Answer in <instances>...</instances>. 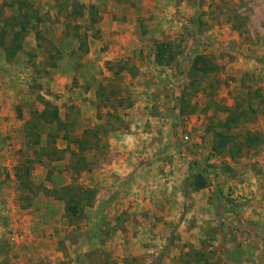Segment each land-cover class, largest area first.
<instances>
[{"label":"rangeland","instance_id":"rangeland-1","mask_svg":"<svg viewBox=\"0 0 264 264\" xmlns=\"http://www.w3.org/2000/svg\"><path fill=\"white\" fill-rule=\"evenodd\" d=\"M18 1L0 0V30L17 16ZM26 1L41 17L47 53L36 48L33 32L12 58L0 46V264H264V236H243L255 228L241 214L256 197L264 202V0ZM71 1L84 6L82 17L67 19ZM76 32L87 35L88 50L95 42L100 54L111 48V60L93 67L100 81L88 107L82 91L91 86L79 89L76 79L88 52L77 49ZM4 42L12 45L9 31ZM162 43L175 53L168 66L154 61ZM56 49L60 58L48 69L46 54ZM197 56L214 71L193 72ZM43 100L60 110L61 126L34 119ZM230 114L231 128L219 127ZM220 132L235 141L259 134L262 144L232 158L231 143L221 153L214 149ZM119 156L117 167L161 156L164 189L178 183L185 201L199 195L192 223L184 204L183 229L169 224L171 234L157 235L165 210L150 196L139 201L155 202L152 209L132 216L121 208L129 202L124 197L108 210L94 208L98 179ZM198 174L202 189L193 185ZM67 206L75 211L67 214Z\"/></svg>","mask_w":264,"mask_h":264},{"label":"crops","instance_id":"crops-1","mask_svg":"<svg viewBox=\"0 0 264 264\" xmlns=\"http://www.w3.org/2000/svg\"><path fill=\"white\" fill-rule=\"evenodd\" d=\"M101 36H102L103 42H105V45H107L106 41L104 40L105 37L103 35ZM98 45H102V44L100 43L98 44V42H95V44L89 45L90 47H89L88 53L85 55L86 57L83 58L85 63H82L81 69L76 71V79L78 80L79 78V81H80L79 86H81L79 87V89H82V88L86 89L91 86L89 90L86 91V93L82 91V98L83 99L87 98V101L84 102L83 105L87 107L88 105L93 106V102L95 98V86H96V83L100 81L99 80L100 72H93V67L94 66L97 67V65H99L101 68H103L102 64L105 61H110L112 58L111 52H110L111 48H109L110 50L108 52H104L103 54H100ZM105 74L106 73L104 72V75ZM69 77L72 81V76H69ZM90 77L92 81L89 84L85 82H81L82 80H89ZM63 79L65 80L66 78H63ZM62 80L60 78L59 81H62ZM73 92L75 93L74 96L77 95V92L75 91ZM48 100L52 101L53 99H48ZM54 103L59 108V103L57 102H54ZM57 110H58V115L61 121L62 116H61L60 110L59 109ZM22 128H23V125H21V129ZM172 141H173V138L168 136L166 143L170 144L172 143ZM159 145L163 146V144L161 143ZM144 156H146V153L143 155V157ZM159 157L161 156H155V158H152V157L149 158V160H151L149 165L147 163L136 164L137 162H131V159H130V161H127L126 163H123L122 165H118L119 167H117V163L120 159V156H119L117 160H114L113 167L111 168V170H108L105 175H102L98 179L100 181L98 182V186H101V187H100V193L95 202L94 208L108 210L109 208H112V205H113L112 201L114 198L115 200H118L119 198L124 197L125 200L129 199V202H127L128 201L127 200L126 205L122 206L121 208L125 210L127 209L129 214L132 216L135 213L137 214L138 213L137 211H141L144 209L147 210L148 208L152 209V206H154L155 202L163 203V208L165 210V213L164 214L159 213L160 216H162L163 218L159 223H157L156 225L157 229L155 233L157 235L167 236L168 234H171L172 232L169 231L170 229H168L165 225L171 224L173 226H178L177 228L179 230L183 229V226L181 225V223H179V220H180L179 218L181 216L179 215V211H180L179 208L180 206H183L184 204H186V205H189V208L187 207V214L185 216V220L192 223L191 220H189L192 214L195 211H200V209L196 205L197 203L196 198L199 197V195L194 194L191 196L190 199H187V201H185L183 194H181V191L178 187V183L175 185L176 188L174 190L164 189V186L160 183L158 178L160 177V175L167 172L168 167L165 162H161L160 163L161 168H159V163L156 162V160ZM144 160H146V158H144L143 161ZM148 166H150V168H146ZM160 169H163V173L162 172L159 173ZM155 170H158V171H155ZM176 175L178 176V174L175 173V176ZM180 178L183 179L184 175L180 176ZM153 182L155 183V186L151 185ZM252 189L253 191H255L254 190L255 188L251 186V190ZM164 190H167V192H169L170 194H173V196L167 197L166 194L164 193ZM160 192H163L164 196L160 197V194H161ZM149 196H150V199H155V202H152L151 200H146L144 202L139 201V198H145V197L148 198ZM259 198H260L259 196L256 197L255 199L256 205L253 208L244 207L242 209V213H241L242 218L246 219V221H244V224L247 226L251 225L253 226V228H255V230H253V232L251 233L250 229H247L249 227H247L245 229L247 230V232L246 234H243V236H264V202L261 203V200ZM130 199L139 203L141 207H137V205L133 203L132 201H130ZM54 204L55 206L58 205V203H54ZM109 204H111V206ZM251 204H255V203H251ZM158 205L160 206L161 204H158ZM56 214H57L56 212L53 214V212L51 211V213H49V216L54 217ZM147 214H149V212ZM149 215L152 216L153 213L151 212ZM54 218L59 219L58 217H54ZM154 222L155 220L153 219V223ZM143 224L145 223H141L140 225H143ZM136 226L137 227L135 228L138 229L139 223ZM258 232L260 233L259 235H258ZM255 233H257V235H255ZM137 236H141V234Z\"/></svg>","mask_w":264,"mask_h":264},{"label":"trees","instance_id":"trees-1","mask_svg":"<svg viewBox=\"0 0 264 264\" xmlns=\"http://www.w3.org/2000/svg\"><path fill=\"white\" fill-rule=\"evenodd\" d=\"M72 2L73 6V12L67 14V19H75L72 16L82 17L83 16V5L78 4L77 2ZM18 14L17 16L11 17L9 20H6L5 22V28L3 27L0 30V46L5 48V52L7 54L8 58H12L17 51H19L22 47V40L26 37L28 33L33 32L35 36L36 41V48L41 50V52H46V48H44L43 43L40 42V40L43 38L39 32L38 25L41 23V17L38 15V12L36 10L32 9V5L27 2L26 0H19L18 1ZM91 11L89 12L93 14V16L96 15V10H93L94 7H90ZM96 23L95 18L91 19L90 26L93 28L94 24ZM7 25V26H6ZM9 25V26H8ZM68 27V25H67ZM11 33L12 35V45L7 47L5 45V36L7 32ZM94 35V34H93ZM74 38L78 41L77 49L80 50L82 53L88 52V45H87V35L83 34L80 35L79 33L74 34ZM43 40V39H42ZM41 40V41H42ZM46 44L49 45V43L46 41ZM47 58L45 59V67H48V69H53L56 67V63L60 58V53L57 52V49L55 50V53L52 54H46ZM175 59V53L173 52L171 46L166 43L159 44L156 47V52L154 54V61L159 66H168L171 64V62ZM214 65L207 60L203 56H197L191 63V70L195 73L200 74H208L214 71ZM47 71L45 70V73ZM101 97V96H99ZM44 108L41 112L36 113L34 116V119L37 121H40L43 125H57L61 126L62 122L60 121L58 110L57 108L52 105L50 102L43 100L42 101ZM227 118V120L222 124L219 123V127L225 128L226 130H229L231 128V123H235V119L230 114ZM33 122L29 123L27 128L33 127ZM35 125V124H34ZM217 136V142L215 144L214 149L217 150L219 153L224 151L226 146H228L231 143V148L227 149L228 154L234 158V157H240L242 155V151L244 149H252L257 148L260 144H262V139L259 134H252L251 132H247L244 137L239 139L238 141H235L237 139L235 138H228L225 134L216 133ZM39 138V136L37 135ZM63 138L67 139V136H63ZM37 143V140L34 141V144ZM74 144H76L79 148L80 145L83 144L81 139H75L73 141ZM206 181L204 177L200 174L196 175L194 177L193 185L195 189H202L205 187ZM62 191H66L67 188L63 187L61 189ZM74 212V208H71L70 206H67L66 212Z\"/></svg>","mask_w":264,"mask_h":264}]
</instances>
